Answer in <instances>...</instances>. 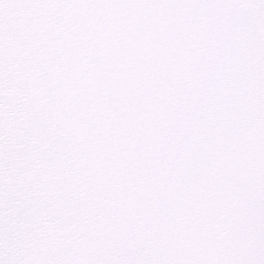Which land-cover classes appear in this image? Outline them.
<instances>
[{
  "label": "snow or ice",
  "instance_id": "6c2138e0",
  "mask_svg": "<svg viewBox=\"0 0 264 264\" xmlns=\"http://www.w3.org/2000/svg\"><path fill=\"white\" fill-rule=\"evenodd\" d=\"M0 264H264V0H0Z\"/></svg>",
  "mask_w": 264,
  "mask_h": 264
}]
</instances>
